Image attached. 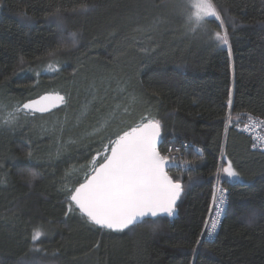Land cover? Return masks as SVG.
<instances>
[{
  "label": "trees",
  "instance_id": "obj_1",
  "mask_svg": "<svg viewBox=\"0 0 264 264\" xmlns=\"http://www.w3.org/2000/svg\"><path fill=\"white\" fill-rule=\"evenodd\" d=\"M182 3L0 0V264H264V153L235 128L264 120V0H213L223 27L209 17L195 32ZM80 4L90 11L73 12ZM156 17L155 30H142ZM44 93L64 103L3 123ZM148 119L161 123V145L175 138L202 149L189 169L169 173L183 186L176 215L115 232L74 205L69 212L66 188L103 161L110 141ZM229 161L241 180L222 179L226 215L215 238L197 244L217 169ZM36 229L43 235L34 242Z\"/></svg>",
  "mask_w": 264,
  "mask_h": 264
},
{
  "label": "snow or ice",
  "instance_id": "obj_2",
  "mask_svg": "<svg viewBox=\"0 0 264 264\" xmlns=\"http://www.w3.org/2000/svg\"><path fill=\"white\" fill-rule=\"evenodd\" d=\"M91 6L80 4L73 12L86 14L90 11ZM187 11L186 24L190 30L195 32L203 26L209 17H214L220 21L223 27V19L213 0H183L182 12ZM26 17V13H22ZM55 15L58 25L63 31V17L59 10ZM162 18L156 17L151 25L142 29L145 31L155 30L161 23ZM78 33H69L72 45L75 46L78 41ZM215 41L220 45H228V34L216 32ZM53 65H49L52 68ZM54 99L58 103H64L65 97L56 94L54 97L44 96L39 100L29 101L15 107L8 112L3 123L11 125L17 121L18 114L28 110L31 112H47L51 105H46L44 101ZM229 105L232 104V93L229 91ZM107 117L106 119H110ZM144 118L142 117V120ZM253 123L264 124V120L249 117ZM231 122V116L226 119V128ZM103 127V125H101ZM247 127V126H246ZM162 125L157 120L148 119L146 123H141L137 127L131 128L130 131L123 132L117 136L114 141L106 145V158L104 163L98 168L93 167L92 174L85 176L83 183H80L74 190L66 188L70 195L66 197L68 201V211H73V205L79 209L82 217H87V221L93 225H98L101 229H108L115 232H123L137 223L143 222L146 217H158L167 215L169 217L175 214L176 203L183 191V186L179 181H174L165 171V168L172 161L162 156L157 149V143L161 138ZM264 144V140H261ZM111 152L107 154V148ZM256 147V144H253ZM31 155V153H29ZM99 155V153H98ZM95 160V157L93 158ZM228 178L239 179V174L234 170L231 161L222 168L217 169ZM38 174L32 173L28 179L31 185ZM226 190L214 187L213 189V206L214 216L205 220L206 232L212 236L220 218L225 211ZM65 215H68L66 212ZM256 219L255 214L248 217V222L252 223ZM153 230H156L154 225ZM43 232L39 229L34 230L32 240L38 241ZM201 240H197V244ZM195 252L196 249L194 248ZM20 264H30L27 260H22Z\"/></svg>",
  "mask_w": 264,
  "mask_h": 264
},
{
  "label": "built area",
  "instance_id": "obj_3",
  "mask_svg": "<svg viewBox=\"0 0 264 264\" xmlns=\"http://www.w3.org/2000/svg\"><path fill=\"white\" fill-rule=\"evenodd\" d=\"M250 117L254 119L259 118L256 116H250ZM259 120H262V119L259 118ZM235 128L237 131L249 137L251 141L252 150L264 153V144L261 143V140H264V124L253 123V121L250 120L248 117L244 123L237 125ZM253 144H256L255 148L253 147ZM159 152L162 156H166L172 161V163L167 166V173L169 174L170 172H176L177 170L189 169L192 164L191 159H190L191 154H194V153L202 154V149L192 142L177 140L175 138H168L163 143V145L160 144ZM216 176H218L217 173L211 185V199H210V204L208 207V212H207L205 220L206 219L210 220L214 216V207H213V210L210 211V206H213L214 187L226 190L225 192V197H226L225 211L222 214L220 218V223L218 224L217 229L212 236L207 235L206 225L204 221V226L202 228V232L199 237L201 241H211L215 238V236L217 235L219 231L220 225L222 224V221L224 220V217L226 215L227 208H228L227 188L226 186L222 184V180L220 178L217 179Z\"/></svg>",
  "mask_w": 264,
  "mask_h": 264
},
{
  "label": "water",
  "instance_id": "obj_4",
  "mask_svg": "<svg viewBox=\"0 0 264 264\" xmlns=\"http://www.w3.org/2000/svg\"><path fill=\"white\" fill-rule=\"evenodd\" d=\"M56 94H58V93H44V94H42V95H40V96H38V97H36V98H34V99H31V100H28V101H25L24 103H27V102H29V101H34V100H39L41 97H44V96H50V97H54ZM60 96H62L61 94H59ZM24 103H22V104H24ZM43 103H45L46 105H51L50 107H49V111H47V112H43V113H41V112H31V111H28V110H25L26 112H29V113H34V114H40V115H44V114H48V113H50V112H52V111H54V110H56V109H58L59 107H61V105L63 104H61V103H58V102H56L54 99H52V100H50V101H44ZM21 104V105H22ZM144 123H146V122H144ZM160 144H161V138H160V140L158 141V143H157V149H158V151H159V146H160ZM110 152H111V149H109V151H108V154H110ZM106 158V157H105ZM104 158V159H105ZM104 159H103V161L102 162H100L97 166H95L96 168H98L99 166H100V164H102V163H104ZM165 171L167 172V167L165 168ZM92 174V172L89 174V175H91ZM168 174V173H167ZM84 182V181H83ZM83 182H81V183H83ZM79 186V185H78ZM77 186V187H78ZM179 200V199H178ZM178 200H177V202H178ZM177 204V203H176ZM75 206V205H74ZM77 210L79 211V209L77 208ZM176 215V209H175V214L173 215V216H175ZM164 216H167V215H161V216H158V217H164ZM172 217V216H171ZM85 218H87V217H85ZM156 218V217H155ZM146 219H154L153 217H146V218H144L143 220H146ZM137 224H139V223H137ZM95 226H97V227H99L98 225H95ZM100 228V227H99ZM105 230H108V229H105ZM110 231H112V230H110Z\"/></svg>",
  "mask_w": 264,
  "mask_h": 264
},
{
  "label": "rangeland",
  "instance_id": "obj_5",
  "mask_svg": "<svg viewBox=\"0 0 264 264\" xmlns=\"http://www.w3.org/2000/svg\"><path fill=\"white\" fill-rule=\"evenodd\" d=\"M214 18V17H213ZM5 117V116H4ZM228 164V162L227 163H224V164H222V166H220V168H222V167H224V166H226ZM218 174V173H217ZM217 177V179H218V176H216ZM219 177H220V179L222 180V179H227V180H231V181H240L241 180V178H240V176H239V179H235V178H228V177H226V175L225 174H223L222 172L221 173H219Z\"/></svg>",
  "mask_w": 264,
  "mask_h": 264
},
{
  "label": "bare ground",
  "instance_id": "obj_6",
  "mask_svg": "<svg viewBox=\"0 0 264 264\" xmlns=\"http://www.w3.org/2000/svg\"><path fill=\"white\" fill-rule=\"evenodd\" d=\"M196 154V153H195ZM192 156V155H191ZM169 175V174H168ZM221 227V226H220Z\"/></svg>",
  "mask_w": 264,
  "mask_h": 264
}]
</instances>
